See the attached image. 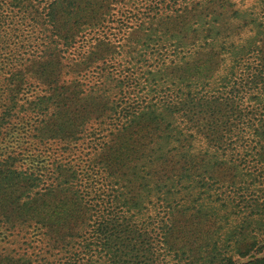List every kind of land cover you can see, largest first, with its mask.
I'll list each match as a JSON object with an SVG mask.
<instances>
[{
  "label": "trees",
  "instance_id": "1",
  "mask_svg": "<svg viewBox=\"0 0 264 264\" xmlns=\"http://www.w3.org/2000/svg\"><path fill=\"white\" fill-rule=\"evenodd\" d=\"M245 2L0 0V206L40 249L16 264H264V0ZM76 134L79 155L27 163Z\"/></svg>",
  "mask_w": 264,
  "mask_h": 264
},
{
  "label": "rangeland",
  "instance_id": "2",
  "mask_svg": "<svg viewBox=\"0 0 264 264\" xmlns=\"http://www.w3.org/2000/svg\"><path fill=\"white\" fill-rule=\"evenodd\" d=\"M254 2L255 0H246L244 7L251 9V7L254 5ZM109 47H110L109 44L108 45L101 44L100 55L104 54L102 53V50L103 51L104 49L107 50ZM115 48L117 49L118 47H115ZM82 54H83V51L81 50V55ZM77 56H78V52L76 55L71 54V56L68 53V57H65L62 60V66L59 67L60 69L64 67L63 71L65 73V76L63 79L66 80L67 85H69L70 80L75 75L74 74L75 70L71 69L69 65L72 64L73 62L72 59ZM11 58L13 57H8V60H11ZM78 59H81V57H78ZM123 62L124 61H123L122 55L116 56V57H99L96 65H101V67L102 66L107 67V66L112 65L114 66L113 68H115L114 70L116 71V70L121 69L120 64ZM15 63L17 62L15 61ZM25 67L26 66H23L22 69L26 70L27 68L25 69ZM109 68L110 67H107V69ZM31 73H34V72H31ZM27 76L29 78V81H32V83L36 81L35 74H28ZM37 83L38 82H36V84ZM39 85L40 87H38V89H45L46 87L42 85L41 83H39ZM33 92L34 90L29 91L28 93H24L23 98L20 100V102H25L27 99L32 100L37 95V93H33ZM26 105L29 106L30 104L26 103ZM32 113H33V109L31 108L29 111H27L26 114L30 115ZM25 123L26 122L24 121V123H19L22 125H19V124L18 125L24 127L23 124ZM32 123L33 121H29V125ZM19 126L15 129V131L10 132L11 137L7 138L6 145L10 144L12 147L25 149L26 146L30 144H25V145L22 144V141L24 140V138H20V135L23 132ZM49 140H50V143L48 145L49 149L45 148L44 150H37V151H35L32 148H30V150L28 149V154H30V157L27 163H29V165H37V164L43 163L44 159L47 156H50L51 159H62L67 155H70V157L76 156L77 154L79 155L80 151H82L81 149H86L87 144H88V138L86 137L81 138L79 134H76V136H74V138L72 139H68V138L60 139L56 137V138H51ZM72 148H74V150H72ZM223 178L224 180L228 179V174L223 175ZM260 189L262 190V188ZM252 193H257V191L252 192ZM260 193L261 192H259L258 195H255V196L246 195L247 199H251V201L248 204L254 205L257 202L262 204L264 200H262L263 196ZM1 209L2 208L0 206V260H2L1 264H16V261H14V259L17 260V258L21 256L22 254H26V255L30 253L36 254L40 250L38 247H36L35 240L33 242L34 244L33 247H31L32 245L31 243H30L31 245L25 243L27 238L29 239L28 241L34 239L33 233H35V230H34L35 225H32L30 227L26 225L23 226L22 223L16 222L14 220L12 221V219L11 220L7 219L8 217L3 216ZM253 212H256V211L253 210ZM256 233H258V235L259 234L261 235L262 232H260L258 228L255 229V224H253L252 226L249 227V230L246 232V234L250 236L248 239L250 244L256 241V239L252 237V236H255ZM25 234H27L26 237H25ZM257 240L259 241L258 242L259 245L261 246L264 245V236H262L260 239L257 238ZM42 251H45V248H43ZM252 255H253L252 251L249 253L246 252V255L243 258L238 259V264H248V261L251 260ZM262 255H264V250H263Z\"/></svg>",
  "mask_w": 264,
  "mask_h": 264
}]
</instances>
